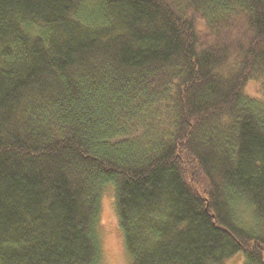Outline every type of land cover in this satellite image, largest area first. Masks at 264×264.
<instances>
[{"label":"trees","instance_id":"trees-1","mask_svg":"<svg viewBox=\"0 0 264 264\" xmlns=\"http://www.w3.org/2000/svg\"><path fill=\"white\" fill-rule=\"evenodd\" d=\"M109 183L130 264H264V0H0V264H101Z\"/></svg>","mask_w":264,"mask_h":264},{"label":"rangeland","instance_id":"rangeland-1","mask_svg":"<svg viewBox=\"0 0 264 264\" xmlns=\"http://www.w3.org/2000/svg\"><path fill=\"white\" fill-rule=\"evenodd\" d=\"M249 94H255L257 87L253 82L247 86ZM114 184L105 186L99 218V237L102 245L101 264H130V256L125 249L123 237L118 226L117 214L114 203ZM243 257H235L230 264H242Z\"/></svg>","mask_w":264,"mask_h":264}]
</instances>
